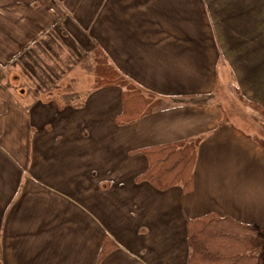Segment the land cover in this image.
Instances as JSON below:
<instances>
[{"label":"crops","instance_id":"obj_1","mask_svg":"<svg viewBox=\"0 0 264 264\" xmlns=\"http://www.w3.org/2000/svg\"><path fill=\"white\" fill-rule=\"evenodd\" d=\"M252 3L232 19L240 40L226 42L205 0H0V66L55 28L75 51L99 44L160 100L121 124L123 89L95 87L78 67L35 100L22 73L0 85V264H187L191 217L264 227V118L247 104L264 105V0ZM189 139L191 192L136 181L149 167L139 149Z\"/></svg>","mask_w":264,"mask_h":264},{"label":"trees","instance_id":"obj_2","mask_svg":"<svg viewBox=\"0 0 264 264\" xmlns=\"http://www.w3.org/2000/svg\"><path fill=\"white\" fill-rule=\"evenodd\" d=\"M62 35L55 28L42 34L0 70V82L11 68L20 67L26 78L23 85L27 86V94L35 100L51 94L70 71L81 67L94 77L95 87L119 86L123 89V109L117 116L121 124L137 120L160 103L154 94L144 92L127 79L109 61L99 44L89 51H75L65 44ZM75 96L66 93L63 98L71 102ZM250 105L264 117L262 104L251 102ZM198 144V139H189L139 149L148 157L149 167L136 176V181L148 182L159 190L179 185L185 192H191ZM188 241L187 264H264V227L241 222L232 216L208 212L191 217Z\"/></svg>","mask_w":264,"mask_h":264},{"label":"rangeland","instance_id":"obj_3","mask_svg":"<svg viewBox=\"0 0 264 264\" xmlns=\"http://www.w3.org/2000/svg\"><path fill=\"white\" fill-rule=\"evenodd\" d=\"M252 1L253 0H205V3H206L207 8L209 10L208 16L210 17V20H211V24H212L211 28L213 30L214 35L216 37H218V40L222 39L223 41H226V42L229 40H234V41L240 40V35H239L240 31L238 30V26L235 25V23L232 21V19L236 18V16H237L236 14H239L240 10L242 11V10L249 9L251 7V5L253 4ZM242 3H243V6H240V4H242ZM237 7H240V10H238ZM235 12H238V13H235ZM223 19L225 21L223 22V26H221L220 20H223ZM59 26H61V25L59 24ZM222 27L224 28V30H222ZM61 32H63V28H62ZM227 46L230 48V50H229L230 53H234L236 51V47L240 46V44L227 43ZM6 65L7 64L0 66V70H2L4 68V66L6 67ZM76 70L79 72L83 71V69L81 67L76 68ZM17 72L22 73V69L20 67L11 68L9 70V72H6L5 79L2 80V83L0 82V85L3 84V86H7V84H9L8 86H10V85L14 86V84H15L14 83V77H15ZM223 72H224V69H223ZM83 76H87V75H83ZM222 77H223V74L220 75V79ZM66 79H67V77H66ZM66 79H63L61 81V86H65V83L68 81ZM25 80H26L25 77L21 80L22 87L24 86L23 84H24ZM26 90H27V86H26ZM221 93L223 94V96H228L227 92H225L224 90ZM237 95H240V93L238 94V91H237ZM19 97L20 96L17 94V98H19ZM25 97H27L29 100H31L30 99L31 97L29 94H26ZM228 98H229V96H228ZM234 98L230 94V98L227 99L228 102L226 103V105L228 106V109H229V112H228L229 118H235L236 119V118H240V116L244 115V113H243V111H240V103H238V101ZM251 102L252 101H248L247 104L250 105ZM258 115H260V114L258 113ZM260 117L264 118L261 115H260ZM106 192H108L107 189L102 191V193H106ZM90 193H92V192H90ZM114 210L118 211V212H115V213H117L118 216H120V214L123 217L127 216V214L120 212L122 210V207H121V202L119 199L116 201V206L114 207Z\"/></svg>","mask_w":264,"mask_h":264}]
</instances>
